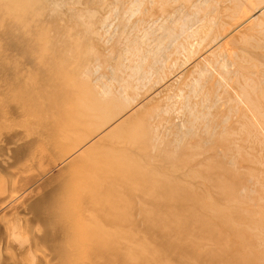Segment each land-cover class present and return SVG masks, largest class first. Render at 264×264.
<instances>
[{
    "label": "bare ground",
    "instance_id": "6f19581e",
    "mask_svg": "<svg viewBox=\"0 0 264 264\" xmlns=\"http://www.w3.org/2000/svg\"><path fill=\"white\" fill-rule=\"evenodd\" d=\"M227 1L221 9L232 24L219 26L222 44L262 53L264 43L246 31L264 6ZM48 7L47 0H0V264L249 262L248 253L227 259L236 242L221 238L245 231L251 247H264V180L257 197H243L235 190L243 173L224 180L213 155L197 159V145L168 163L164 151L151 154L146 108L137 104L121 115L125 100L100 95L79 76L89 26H58ZM90 10H71L67 20L89 22ZM237 61L258 66L246 53ZM243 103L242 134L218 139L226 151L255 141L264 149V106L246 92ZM54 164L60 176H49ZM37 165L38 178L31 173ZM233 216L240 225L227 222Z\"/></svg>",
    "mask_w": 264,
    "mask_h": 264
},
{
    "label": "rangeland",
    "instance_id": "374dc122",
    "mask_svg": "<svg viewBox=\"0 0 264 264\" xmlns=\"http://www.w3.org/2000/svg\"><path fill=\"white\" fill-rule=\"evenodd\" d=\"M216 1L91 0L86 4L87 0H47V4L49 11L51 6L52 12L56 9L55 14L50 11L49 15L56 20L55 24L59 22L58 26L70 25L71 31L89 26L90 33L83 41L87 44V54L79 76L100 90V95H117V99L125 100L126 108L121 115L137 104L146 108L149 113L146 124L152 136L151 154L164 151L163 162L168 163L169 158L196 151L197 145L200 152L197 159L213 155L214 163L225 169L224 180L235 174L239 178L243 173L242 182L235 189L239 196L257 197L258 184L264 180V149L255 141L250 149L226 151L217 142L226 131H235L236 136L242 134L238 123L243 120L244 92L264 106V51L243 45L230 50L222 44L219 26L224 27L225 23L229 26L232 20L221 9L228 1ZM251 2L258 8L264 6V0ZM83 7L91 9L92 13L85 19L89 22L75 27L67 20L68 14ZM255 25L246 32L264 43V15L258 17ZM241 53L251 55L258 66H241L237 61ZM18 152L15 151L18 156L22 155ZM56 164L51 167L49 176L62 174ZM248 166L255 176L252 172L248 174ZM33 168L31 173L38 178L37 171L41 169L39 165ZM4 182V186L8 185L10 179ZM260 204L264 209V201ZM250 207L256 206L251 204ZM241 219L233 216L227 222L240 225ZM204 220L212 222L214 217L206 215ZM217 222L222 228L227 226ZM251 237L245 231L224 234L221 240L236 242L226 258L237 260L248 253L252 262L241 264H264V247H251L254 242ZM256 257L263 261L253 262Z\"/></svg>",
    "mask_w": 264,
    "mask_h": 264
}]
</instances>
